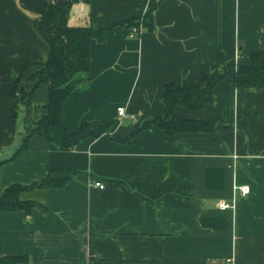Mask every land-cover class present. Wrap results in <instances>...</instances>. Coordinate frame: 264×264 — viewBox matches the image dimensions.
<instances>
[{
    "label": "crops",
    "instance_id": "crops-1",
    "mask_svg": "<svg viewBox=\"0 0 264 264\" xmlns=\"http://www.w3.org/2000/svg\"><path fill=\"white\" fill-rule=\"evenodd\" d=\"M150 0H90L72 5L68 24L112 27L93 39L88 82L61 106L65 126L110 125L108 135L64 148L63 131L37 134L11 159V94L43 63L49 0H0V195L27 187L30 209L0 210V259L15 264H264V90L226 77L211 103L179 111L213 121V133L141 131L164 111L169 83L202 85L205 75L250 65L264 49V0H155L152 29L127 20ZM48 89L32 92L26 122L44 113ZM125 108L119 117L117 107ZM50 176L57 187H32ZM98 182L103 188L95 186ZM247 185L241 196L238 186ZM29 187V188H28ZM231 203L220 209L219 202Z\"/></svg>",
    "mask_w": 264,
    "mask_h": 264
},
{
    "label": "trees",
    "instance_id": "trees-1",
    "mask_svg": "<svg viewBox=\"0 0 264 264\" xmlns=\"http://www.w3.org/2000/svg\"><path fill=\"white\" fill-rule=\"evenodd\" d=\"M79 1L89 3L90 0H49L47 5L49 30L44 36L49 46L48 57L43 63L29 64V67L35 66L38 69L26 80L24 86H19L20 79L16 80L11 94L13 132L18 138V143L10 160L15 159L27 149L28 141L32 136L37 134L48 136L51 127L63 131L62 147L69 149L74 148L86 138H97L109 133L110 125L107 123L98 126L82 124L71 131L65 126L61 118V106L67 95L77 90L82 81L88 82L91 41L96 39L102 42L104 33L112 28L110 26L96 29L92 25H69L71 7ZM156 6L155 0H150L142 15L121 22V24L126 25L127 31L139 23H142L146 29H152L153 13ZM226 77L232 79L237 88L264 90V49L250 55L249 66L207 74L203 78L202 85L195 83L167 84L163 93V114L145 121L129 137L119 138L117 141L130 142L141 131L151 128L163 131L168 141H173L177 133L215 134L221 129L213 121L185 119L180 117L178 112L198 110L211 103L215 85ZM40 84H45L48 89L44 113L37 122L28 124L26 112L29 98ZM65 182L66 179L56 180L48 176L42 183L29 187H57ZM25 188L18 185L9 186L0 195V210L24 209L28 211L31 203L21 201L18 197L19 192ZM19 260L15 256H6L0 259V264H15Z\"/></svg>",
    "mask_w": 264,
    "mask_h": 264
},
{
    "label": "built area",
    "instance_id": "built-area-1",
    "mask_svg": "<svg viewBox=\"0 0 264 264\" xmlns=\"http://www.w3.org/2000/svg\"><path fill=\"white\" fill-rule=\"evenodd\" d=\"M130 32H131V33H138V32H139V27H137V26H132V27L130 28ZM116 113H117V115H118L119 117L124 116L125 113H126V112H125V108L122 107V106L117 107V109H116ZM95 186H97V187H99V188H103V185H101V184L98 183V182L95 183ZM237 188H238V190L240 191L241 196H245V195H247L248 192H249V188H248L247 185H241V186H238ZM232 206H233V205H232L231 203H227V202H224V201H221V202H219V204H218V207H219L220 209H229V208H232Z\"/></svg>",
    "mask_w": 264,
    "mask_h": 264
}]
</instances>
